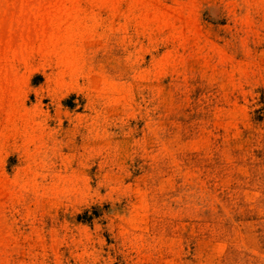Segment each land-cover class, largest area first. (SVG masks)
<instances>
[{
  "label": "rangeland",
  "instance_id": "1",
  "mask_svg": "<svg viewBox=\"0 0 264 264\" xmlns=\"http://www.w3.org/2000/svg\"><path fill=\"white\" fill-rule=\"evenodd\" d=\"M0 264H264V0H0Z\"/></svg>",
  "mask_w": 264,
  "mask_h": 264
}]
</instances>
